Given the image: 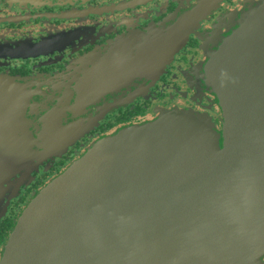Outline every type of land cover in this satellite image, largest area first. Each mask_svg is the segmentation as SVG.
Returning <instances> with one entry per match:
<instances>
[{"label":"water","instance_id":"1","mask_svg":"<svg viewBox=\"0 0 264 264\" xmlns=\"http://www.w3.org/2000/svg\"><path fill=\"white\" fill-rule=\"evenodd\" d=\"M159 32L143 36L152 81L178 50L168 37L159 48ZM97 61L79 62L64 81L76 117L123 75ZM206 74L222 109L221 131L207 116L176 110L101 139L34 195L0 264H264V1L217 43ZM29 87L0 78V224L20 190L11 181L64 155L61 91ZM33 109L37 137L29 151L30 140L14 134Z\"/></svg>","mask_w":264,"mask_h":264},{"label":"flooded vegetation","instance_id":"2","mask_svg":"<svg viewBox=\"0 0 264 264\" xmlns=\"http://www.w3.org/2000/svg\"><path fill=\"white\" fill-rule=\"evenodd\" d=\"M263 1L0 0V78L27 82L29 91L40 89L51 94L60 90L55 102L58 104L60 97L64 105L63 158L50 157L39 171L29 175L22 172L11 181L20 190L11 201L14 194L7 197L8 213L0 224V260L34 195L101 139L176 110L207 116L221 131L223 113L208 83L206 65L210 53L240 16ZM153 30L162 31L159 48L166 37L173 48L178 47L175 57L154 81L145 76L148 58L143 51V36ZM118 50L124 51L119 62L108 63ZM91 56L100 68L113 64L123 75L111 86L106 83L114 89L111 93L96 99L87 111L77 110L76 117L74 111H68V85L64 86V81L68 82L66 77L74 73L75 65ZM59 77L61 87L56 88ZM74 118L81 124L78 134L71 138ZM36 122V110H29L27 124L17 129L14 137L35 140ZM4 136V127H0V138ZM31 143L34 148L29 151H35V142ZM3 144L0 151H4Z\"/></svg>","mask_w":264,"mask_h":264}]
</instances>
